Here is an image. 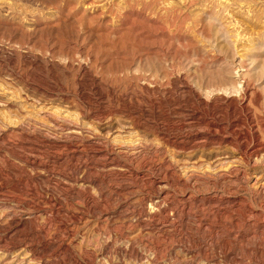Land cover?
I'll use <instances>...</instances> for the list:
<instances>
[{
  "label": "rangeland",
  "instance_id": "rangeland-1",
  "mask_svg": "<svg viewBox=\"0 0 264 264\" xmlns=\"http://www.w3.org/2000/svg\"><path fill=\"white\" fill-rule=\"evenodd\" d=\"M0 264H264V0H0Z\"/></svg>",
  "mask_w": 264,
  "mask_h": 264
}]
</instances>
